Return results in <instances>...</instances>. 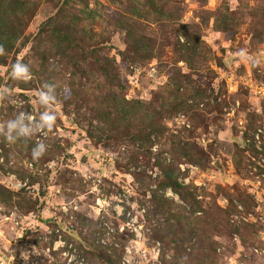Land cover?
I'll list each match as a JSON object with an SVG mask.
<instances>
[{"label": "rangeland", "instance_id": "374dc122", "mask_svg": "<svg viewBox=\"0 0 264 264\" xmlns=\"http://www.w3.org/2000/svg\"><path fill=\"white\" fill-rule=\"evenodd\" d=\"M0 45V264H264V0H0Z\"/></svg>", "mask_w": 264, "mask_h": 264}, {"label": "clouds", "instance_id": "9594fccd", "mask_svg": "<svg viewBox=\"0 0 264 264\" xmlns=\"http://www.w3.org/2000/svg\"><path fill=\"white\" fill-rule=\"evenodd\" d=\"M4 51L5 50L3 45H0V54H3ZM239 55L241 58H247V53L243 49L239 51ZM10 75L12 78L17 80H27L28 78H30L31 72L29 71L28 66L24 62L18 60L16 63L13 64ZM40 99L44 103H49V102H55L56 97L49 95L48 93H41ZM57 119L58 116L55 113L45 114L42 116L43 124H41L40 127L41 128L46 127L47 130L51 132L57 122ZM6 127L8 129V133L4 135L3 138L10 144L16 143L19 137L28 135L30 131L27 126L21 128L16 121H8ZM18 128H19L18 134L13 135V133L16 132ZM47 147L48 146H46L43 143H38L37 146L33 147L32 148L33 159L39 160L42 156H44L47 151ZM73 259H75V257H73Z\"/></svg>", "mask_w": 264, "mask_h": 264}, {"label": "built area", "instance_id": "2783aa9c", "mask_svg": "<svg viewBox=\"0 0 264 264\" xmlns=\"http://www.w3.org/2000/svg\"><path fill=\"white\" fill-rule=\"evenodd\" d=\"M58 245V243H56Z\"/></svg>", "mask_w": 264, "mask_h": 264}]
</instances>
